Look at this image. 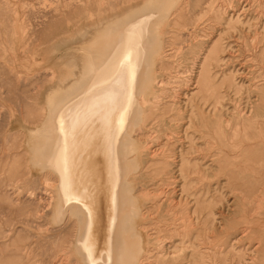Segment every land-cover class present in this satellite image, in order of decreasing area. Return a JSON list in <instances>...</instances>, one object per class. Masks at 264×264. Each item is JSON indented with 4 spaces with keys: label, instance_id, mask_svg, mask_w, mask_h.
<instances>
[{
    "label": "rangeland",
    "instance_id": "rangeland-1",
    "mask_svg": "<svg viewBox=\"0 0 264 264\" xmlns=\"http://www.w3.org/2000/svg\"><path fill=\"white\" fill-rule=\"evenodd\" d=\"M144 1L0 0V264H68L59 247L69 226L47 231L34 215L48 191L27 167L24 125L44 114V94L70 47L61 43ZM178 2L163 27L162 82L142 136L158 152L139 180L154 235L142 258L264 264V0ZM200 164L204 172L193 171ZM183 239L200 250L180 253Z\"/></svg>",
    "mask_w": 264,
    "mask_h": 264
},
{
    "label": "bare ground",
    "instance_id": "bare-ground-1",
    "mask_svg": "<svg viewBox=\"0 0 264 264\" xmlns=\"http://www.w3.org/2000/svg\"><path fill=\"white\" fill-rule=\"evenodd\" d=\"M167 1L145 0L64 40L60 46L70 47L59 63L60 74L44 94V114L35 124H22L27 167L41 173L38 188L48 191L47 202L34 215L47 231L69 226L58 250L68 264L147 262L143 258L151 249V218L143 215L141 202L149 198L139 194V180L158 152L142 136L154 109L156 85L162 82L156 70L164 48L163 30L171 25L180 2L169 0L166 8ZM197 169L203 173V164L193 171ZM180 244V253L193 246L186 239Z\"/></svg>",
    "mask_w": 264,
    "mask_h": 264
}]
</instances>
